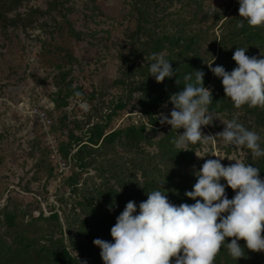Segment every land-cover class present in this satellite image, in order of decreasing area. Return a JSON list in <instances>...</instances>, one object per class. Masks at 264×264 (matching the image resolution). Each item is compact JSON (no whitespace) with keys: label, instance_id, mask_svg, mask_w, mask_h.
Returning a JSON list of instances; mask_svg holds the SVG:
<instances>
[{"label":"rangeland","instance_id":"rangeland-1","mask_svg":"<svg viewBox=\"0 0 264 264\" xmlns=\"http://www.w3.org/2000/svg\"><path fill=\"white\" fill-rule=\"evenodd\" d=\"M4 1L10 0H0L7 16L0 19L4 230L9 215L17 214L19 225L38 219L55 231L57 241L71 247L80 218L77 202L96 188L151 177L171 181L172 191L174 184L195 180L194 172L207 159L221 157L227 166L257 158L246 146L226 144L221 137L177 147L184 130L162 125L157 118L169 114L173 105L143 110L137 103L139 92L125 74L126 60L145 39L137 35L145 19L174 30L178 20H194L190 27L216 39L218 55L226 35L224 21L237 24L241 18L238 0H13L7 6ZM224 5L231 7L229 19L216 23L214 11ZM143 60L139 57L137 63ZM211 115L212 122L202 126L204 135L214 136L225 127L223 122L235 119L260 136L264 149V129L247 109ZM130 129L140 135L137 150L125 147L123 137L105 139ZM175 148L187 157L180 162L163 158ZM81 259L95 264L91 256Z\"/></svg>","mask_w":264,"mask_h":264},{"label":"clouds","instance_id":"clouds-1","mask_svg":"<svg viewBox=\"0 0 264 264\" xmlns=\"http://www.w3.org/2000/svg\"><path fill=\"white\" fill-rule=\"evenodd\" d=\"M238 3L240 17L250 26L264 25V0ZM246 51L236 49L232 59L237 67L230 72L222 65L213 67L215 59L207 66L221 80L225 96L236 108L246 104L264 107V54L248 56ZM151 60L150 76L157 83L175 75L164 55L154 53ZM204 76L203 71L196 70L195 82L169 97L168 103L173 105L170 113L157 117L162 125L184 130L175 141L177 147L221 137L226 144L246 146L254 156H264L260 136L235 119L223 122L225 127L214 136L202 133V126L213 120L207 107L213 100L212 90L204 86ZM184 80L191 81V75H185ZM219 158L205 160L194 172L196 182L185 192L194 204L171 203L162 183L164 191L149 192L139 205L127 202L110 229L114 242L93 241L101 249L104 264H173V258L174 264H214L227 238H233L227 242V249L236 260L244 256L245 248L264 252V179L259 176L260 169L243 162L225 166ZM227 187L235 192L231 199ZM79 264L87 261L79 260Z\"/></svg>","mask_w":264,"mask_h":264},{"label":"trees","instance_id":"trees-1","mask_svg":"<svg viewBox=\"0 0 264 264\" xmlns=\"http://www.w3.org/2000/svg\"><path fill=\"white\" fill-rule=\"evenodd\" d=\"M12 1H4V5L7 6ZM230 8V5H224L215 9L216 23L227 18ZM4 9L0 8L1 20H7ZM145 21L139 24L137 30V35L145 39L126 60L125 72L128 81L131 82V87L139 92L137 99L139 107L148 111L167 104L172 94L182 91L187 83L195 82V71L201 70L205 73L204 86L212 90L213 100L207 106L209 112L220 114L236 108L231 99L225 96L221 80L209 70L207 64L215 59L213 67L222 65L226 71L230 72L237 67L232 59L237 48H247L245 54L248 56L259 57L264 54V25L250 26L244 18L238 19L237 24L230 22V19L227 22L224 21L226 35L223 42L219 43L220 52L217 55L216 39L211 41L201 28L190 27V23L194 20H178V28L175 30L164 29L150 19H145ZM241 24L243 26H240ZM154 53L162 54L166 60L170 61L175 73L172 78H165L163 82L157 83L154 77L150 76L149 65L153 62L151 56ZM143 56L145 60L137 63V59ZM185 75H191L192 80L185 81ZM240 108L251 112L256 117L259 126L264 129V107H249L246 104ZM116 136L117 138L123 137L125 147L131 150L139 148L138 142L141 139L135 129L120 130L107 135L105 139H114ZM186 157L187 153L175 148L168 150L163 158H168L172 162H180ZM249 165L258 167L259 176L264 179V156L250 160ZM195 182L196 179L187 184H174L173 188L171 187L172 191H168L172 184L171 181L164 183L159 179L145 177L141 182L126 186L96 188L91 197L77 202L80 218L77 220L74 235L70 230L71 247L57 241L54 238L55 231L40 225L38 219H33L25 225H19L17 214L9 215L7 229L4 230V227L0 225V264H79V260L82 261L81 258H89V256L94 258L95 264H104L100 256L101 249L94 245L93 241L99 238L114 242L110 229L116 223V217L124 210L127 202L134 201L139 205L148 198L149 192L165 189L171 203L194 204L195 201L186 197L185 192L191 191ZM221 183H226V181L221 180ZM160 184L164 189L160 188ZM226 194L231 199L235 192L227 187ZM231 239L233 238L226 239L214 259V264H264V252H253L247 248H245L243 257L238 260L232 258L227 249V242ZM239 243L241 246L245 245L243 240Z\"/></svg>","mask_w":264,"mask_h":264},{"label":"built area","instance_id":"built-area-1","mask_svg":"<svg viewBox=\"0 0 264 264\" xmlns=\"http://www.w3.org/2000/svg\"><path fill=\"white\" fill-rule=\"evenodd\" d=\"M59 164H60L61 167H64L66 165V163L63 162V161H59Z\"/></svg>","mask_w":264,"mask_h":264}]
</instances>
